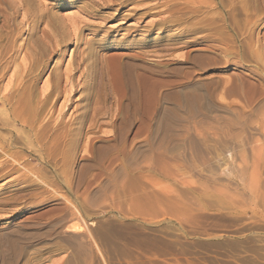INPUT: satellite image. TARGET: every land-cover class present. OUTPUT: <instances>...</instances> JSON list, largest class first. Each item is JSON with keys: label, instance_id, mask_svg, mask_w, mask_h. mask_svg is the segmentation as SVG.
Here are the masks:
<instances>
[{"label": "rangeland", "instance_id": "374dc122", "mask_svg": "<svg viewBox=\"0 0 264 264\" xmlns=\"http://www.w3.org/2000/svg\"><path fill=\"white\" fill-rule=\"evenodd\" d=\"M194 1L0 0L1 60L61 95L32 131L0 118V264H264V0ZM119 56L159 85L143 114Z\"/></svg>", "mask_w": 264, "mask_h": 264}, {"label": "bare ground", "instance_id": "6f19581e", "mask_svg": "<svg viewBox=\"0 0 264 264\" xmlns=\"http://www.w3.org/2000/svg\"><path fill=\"white\" fill-rule=\"evenodd\" d=\"M34 1V0H33ZM115 1V0H114ZM117 1H120V4L121 3H123L124 1H126V0H117ZM214 1V0H213ZM231 4H233L234 3V1H242V0H228ZM25 2V1H24ZM31 1H29V3H30ZM111 2V1H110ZM113 2V1H112ZM194 2H196V3H198L199 5H201V4H203L204 6L205 5H210L208 2V0H196V1H194ZM210 2H211V0H210ZM219 3H218V6H220V7H223L224 6V3H226V0H219L218 1ZM251 2H254L255 3V1H251ZM33 3V2H32ZM69 3V2H68ZM104 3L106 4L107 3V1H104ZM115 3V2H114ZM119 3V2H118ZM117 3V4H118ZM243 3V2H242ZM25 4V3H24ZM27 4V3H26ZM25 4V5H26ZM60 4V3H59ZM111 4V3H110ZM193 4H195V3H193ZM32 5V4H31ZM30 5V6H31ZM87 5H88V3H87ZM179 5V4H178ZM190 5V4H189ZM252 5V4H251ZM254 5V4H253ZM256 5V4H255ZM37 6V5H36ZM106 6H108V5H106ZM182 6V5H181ZM213 6V5H212ZM240 6V5H239ZM191 6H188V8H190ZM252 7V6H251ZM254 8L252 9V11H248V10H250L249 9V7H242V9H240L239 11L238 10H236L235 8H231V14H228L227 16H228V19H230V20H234L235 19V17L236 16H243V17H245V19H246V17H248V16H250L251 14L249 13V12H254V13H257L258 12V10L259 9H257V7L256 6H253ZM83 8V7H82ZM105 8V7H104ZM185 8H186V6H185ZM193 8V7H192ZM210 8V7H209ZM191 9V8H190ZM225 9V8H224ZM172 10V9H171ZM187 10H189V9H187ZM191 10H193V9H191ZM195 8H194V14L195 13H199L198 11H200L199 9H198V11H196L195 12ZM45 11V10H44ZM89 11V10H88ZM201 11H203V10H201ZM200 11V13H203V12H201ZM42 13V12H41ZM46 13V12H45ZM50 13H51V11H50ZM49 13V14H50ZM190 13V12H189ZM191 13H193V12H191ZM199 13V14H200ZM92 14H94V13H92ZM194 14H192V15H194ZM45 15V14H44ZM52 15V14H51ZM54 15H56L55 13H54ZM126 15V14H125ZM128 15V14H127ZM143 15H144V13H143ZM191 15V14H190ZM191 15V16H192ZM211 15V14H210ZM209 15V16H210ZM213 15V14H212ZM215 15V14H214ZM41 16V15H40ZM49 16V15H48ZM93 16V15H92ZM174 16V15H173ZM185 16H186V13H185ZM198 16V15H197ZM219 16V15H218ZM217 16V17H218ZM122 17H123V15H122ZM189 17V16H188ZM212 17V16H211ZM35 18V17H34ZM38 18V17H37ZM46 18V17H45ZM47 18H50V16L49 17H47ZM46 18V19H47ZM59 18V17H58ZM203 18V17H202ZM213 18V17H212ZM218 18H220V17H218ZM221 18H222V16H221ZM41 19H42V17H41ZM44 19V18H43ZM42 19V20H43ZM61 19V18H60ZM66 19V18H65ZM127 19V18H126ZM189 19V18H188ZM205 19V18H204ZM209 19V18H208ZM241 19H242V17H241ZM240 19V20H241ZM248 19V18H247ZM78 20V19H77ZM81 20V19H80ZM201 20V19H200ZM207 20V19H206ZM209 20H211V19H209ZM209 20H207V22H208V26H210L211 25V22L212 21H214V20H212V21H210V23H209ZM217 20V19H216ZM219 20H222V19H219ZM236 20V19H235ZM234 20V21H235ZM243 20H244V18H243ZM67 21L68 20H66V23H67ZM204 21V20H203ZM164 22V21H163ZM206 22V23H207ZM214 22H216V21H214ZM213 22V23H214ZM221 22V21H220ZM35 23V22H34ZM48 23V22H47ZM77 23V22H76ZM165 23H169L168 22V20L167 21H165ZM170 23H172V22H170ZM212 23V24H213ZM236 23V22H235ZM248 23V22H247ZM86 24V23H85ZM200 24H203V23H201L200 22ZM216 24V23H215ZM224 24V23H223ZM242 24V23H241ZM68 25V24H67ZM164 25V24H163ZM204 25V24H203ZM35 26V25H34ZM48 26V25H47ZM197 26V25H196ZM202 26V25H201ZM205 26V25H204ZM207 26V25H206ZM62 27V26H61ZM70 27H72V26H70ZM80 27H81V24H80ZM212 27H213V25H212ZM32 28H33V26H32ZM77 28H79L78 26H77ZM83 28V27H82ZM81 28V29H82ZM227 28V27H226ZM76 28L74 27V29H73V31L75 30ZM35 30V29H34ZM51 30H53V29H51ZM65 30V29H64ZM195 30V29H194ZM219 30V29H218ZM58 31V30H57ZM196 31V30H195ZM194 31V32H195ZM213 31V30H212ZM54 32V31H53ZM76 32V31H75ZM82 32V31H81ZM218 32V31H217ZM225 32V31H224ZM6 33V32H5ZM32 33V32H31ZM47 33V32H46ZM67 33V32H66ZM65 33V34H66ZM219 33V32H218ZM226 33V32H225ZM51 34H52V32H51ZM73 34V33H72ZM182 34V33H181ZM180 34V35H181ZM205 34V33H204ZM220 34H223V31L222 30H220ZM40 35V34H39ZM53 35V34H52ZM56 35H57V33H56ZM61 35V34H60ZM69 35V34H68ZM179 35V36H180ZM225 35V34H224ZM219 36H221V37H224V36H222V35H219ZM66 37V36H65ZM81 37V36H80ZM176 37H178V36H176ZM175 37V38H176ZM4 38H5V35H4ZM8 38V37H7ZM45 38V37H44ZM47 38V37H46ZM49 38V37H48ZM51 38V37H50ZM173 38V37H172ZM219 38V37H218ZM251 38V37H250ZM80 39V38H79ZM62 40H64V39H62ZM6 41V40H5ZM37 41V40H36ZM50 41H52V40H50ZM219 41H220V39H219ZM252 41V40H251ZM53 42V41H52ZM8 43V42H7ZM35 43V42H34ZM45 43V42H44ZM60 43V42H59ZM185 43V42H184ZM174 43H172V45H173ZM224 44V43H223ZM51 45V44H50ZM12 46H13V44H12ZM9 47V45H7V47H5L6 49L9 47V49L11 48H13V47ZM45 46V45H44ZM54 46V45H53ZM241 46V45H240ZM240 46H237L236 48L237 49H239L240 51H241V49H240ZM17 47V46H16ZM46 47V46H45ZM90 47V46H89ZM250 47V46H249ZM4 48V49H5ZM40 48V47H39ZM42 48H43V43H42ZM87 48H88V46H87ZM227 48V47H226ZM5 49V50H6ZM10 49V50H11ZM51 49V48H50ZM87 51H88V49H86ZM92 50V49H91ZM224 50V49H223ZM254 50V49H253ZM15 51V50H14ZM47 51V50H46ZM243 52H244V50H242ZM7 52V51H6ZM8 52L10 53V51L8 50ZM42 52V51H41ZM230 52V51H229ZM35 53H37V52H35ZM88 53V52H87ZM7 54V53H6ZM6 54L5 55H3L4 57L6 56ZM38 54V53H37ZM40 54V53H39ZM14 55H15V53H14ZM89 55V54H88ZM9 56V55H8ZM40 56V55H39ZM85 56V55H84ZM91 56V55H90ZM92 56H93V54H92ZM35 57V56H34ZM81 57V56H80ZM124 57V56H123ZM7 58V57H6ZM5 58V59H6ZM12 58H13V56H12ZM38 58V57H37ZM4 59V58H3ZM4 59V60H5ZM21 59V58H20ZM81 59V58H80ZM87 59V58H86ZM0 60H1V58H0ZM15 60V59H14ZM17 60V59H16ZM15 60V61H16ZM23 60V59H22ZM38 60V59H37ZM88 60V59H87ZM2 62H3V60H1ZM0 61V62H1ZM8 60H6V61H4L1 65H0V81H4L6 78H7V81H6V83H5V85H3L2 87H0V118H3V120H7L8 122H14V123H16V125H18L19 127H21V129L22 130H28V131H32L33 130V126H35L34 124H35V122L37 121V120H40V119H38L40 116H43L45 113H48L50 110H53V108H54V102H55V100L57 99V97L59 96V98H60V93L58 94V96H56V94H54V90L56 91V89H57V87H55L54 88V90H53V88L51 89L50 88V90H49V86L47 85L46 87H48V90H46V89H44V90H46V92L44 93V95H43V97L42 98H38V100H35V98H34V100H33V97H34V92L32 91V88H33V86H31V84H32V82H31V80H30V84H26V78L29 76L27 73H25L24 72V69L19 65V64H14V62H12V64L11 63H9V62H7ZM116 61H117V67H116V69H115V73H116V75H117V79H118V82H119V84H120V91H121V96H119L118 98H117V101L119 102V103H122V101H125L126 103L124 104V106H123V104L121 105L122 107L120 108V106H119V108H120V112H121V114H125V116L124 117H126V118H128L129 116H130V114H132L133 116L135 115H138V113H142L140 110H139V107H141V105L142 106H144L145 107V105L147 104V102H148V104H149V102H151V104H152V107L154 108L155 107V104L156 103H158L157 101H158V96H157V88H158V83L157 82H152L153 83V85L150 87H148V85L147 84H149L150 83V79L147 77V76H145L144 74H137V75H134V70H133V66L132 65H130V64H128V63H124L123 61H121V57L119 56V57H117L116 58ZM123 62V63H122ZM17 63H18V61H17ZM33 63V62H32ZM35 63H38V61L37 62H35ZM79 63V62H78ZM92 63H94V62H92ZM91 63V64H92ZM39 64V63H38ZM74 64H75V62H74ZM35 65H37V64H35ZM76 65V64H75ZM94 65V64H93ZM34 66V65H33ZM32 66V67H33ZM39 66V65H38ZM37 66V67H38ZM91 66V65H90ZM73 67H75V66H73ZM77 67V66H76ZM81 67V66H80ZM91 67H93V66H91ZM91 67H90V69H91ZM35 68V67H34ZM95 68V67H94ZM74 70H77V69H74ZM37 71V70H36ZM39 71V70H38ZM90 71H93V69L92 70H90ZM31 72V71H30ZM69 72H71V70L69 71ZM68 72V73H69ZM74 72V71H73ZM94 72V71H93ZM62 73V72H61ZM31 74V73H30ZM41 74V73H40ZM39 74V75H40ZM70 75V74H69ZM96 75L97 74H95L94 76H95V78H96ZM41 76V75H40ZM39 76V77H40ZM56 76V75H55ZM54 76V77H55ZM57 76H58V74H57ZM59 76H60V74H59ZM102 76V75H101ZM62 77V76H61ZM93 77V76H92ZM36 78V77H35ZM95 78H93L94 79V81L95 82H93V83H96V80H95ZM38 79V78H37ZM66 79V78H65ZM71 78H69V80H70ZM92 79V78H91ZM91 79L89 80V81H91ZM61 80V79H60ZM59 80V81H60ZM63 80V79H62ZM33 81H35V80H33ZM54 81H56V83H57V80H55L54 79ZM59 81H58V83L57 84H59ZM157 81V80H156ZM28 82V81H27ZM66 82V81H65ZM68 82V81H67ZM66 82V83H67ZM92 82V81H91ZM55 83V84H56ZM70 83V82H69ZM68 83V84H69ZM88 83V82H87ZM160 83V82H159ZM0 84H2V83H0ZM54 84V85H55ZM97 84V83H96ZM99 84H101V83H99ZM118 84V83H117ZM161 84V83H160ZM33 85H35V84H33ZM62 85V84H61ZM65 85V84H64ZM79 85V84H78ZM83 85V84H82ZM87 85V84H86ZM92 84H90V86H91ZM95 85V84H94ZM109 85V84H108ZM97 86V85H96ZM95 86V87H96ZM94 87V86H93ZM94 87V88H95ZM107 87V86H106ZM38 88V87H37ZM85 88H87V86H85ZM105 89V88H104ZM33 90H34V88H33ZM57 90H59V92H60V89H59V87H58V89ZM84 90V89H83ZM89 90H90V88H89ZM92 90V89H91ZM94 90V89H93ZM106 90V89H105ZM69 91V90H68ZM72 91V90H71ZM85 91H86V89H85ZM102 91V90H101ZM105 92V91H104ZM42 93V94H43ZM55 93H57V92H55ZM62 94H63V92H61ZM65 93V92H64ZM82 93V92H81ZM80 93V94H81ZM83 93H84V91H83ZM85 93H87V91L85 92ZM88 94V93H87ZM91 94V93H90ZM102 94V93H101ZM65 95V94H64ZM83 95V94H82ZM81 95V96H82ZM86 95V94H85ZM87 96V95H86ZM102 96H105V95H102ZM39 97H41V96H39ZM85 97V96H84ZM65 98V97H64ZM105 98H107V97H105ZM109 98V97H108ZM82 99H83V97H82ZM101 100V99H100ZM110 100V99H109ZM104 101V100H103ZM112 102V101H111ZM117 102V103H118ZM96 103H97V101H96ZM124 103V102H123ZM105 104H106V101H105ZM110 104V103H109ZM119 105V104H118ZM149 106V105H148ZM150 107V106H149ZM56 108V107H55ZM96 108V107H95ZM61 109V108H60ZM97 109V108H96ZM99 109H101V108H99ZM142 109H144V108H142ZM147 109V108H146ZM152 109V108H151ZM59 110V109H58ZM58 110H57V112H58ZM62 111H64V108H62L61 109ZM56 111V110H55ZM62 111L60 112V113H62ZM93 111V110H92ZM96 111V110H95ZM100 111V110H99ZM60 113H58L59 115H60ZM95 113H97V112H95ZM103 113V112H102ZM109 113V112H108ZM130 113V114H129ZM148 113V112H147ZM98 114V113H97ZM107 114V113H106ZM110 114H112V113H110ZM129 114V115H128ZM143 114V113H142ZM46 115V114H45ZM77 115V114H76ZM88 115V114H87ZM87 115L84 113V114H82L81 113V115H78V116H75V118H74V120H78L79 122H81V121H85L86 120V117H87ZM91 115H94V111H93V113L91 114ZM112 115H115V113L114 114H112ZM106 116V115H105ZM147 116V115H146ZM150 116V115H149ZM44 117V116H43ZM45 117H47V115L45 116ZM52 117V116H51ZM72 117V116H71ZM93 117V116H92ZM95 117V116H94ZM94 117L91 119V120H93L94 119ZM98 117H99V115H98ZM114 117V116H113ZM139 117H141V116H139ZM49 118V117H48ZM59 118V117H58ZM91 118V117H90ZM97 118V117H96ZM50 119V118H49ZM42 120V119H41ZM51 120V119H50ZM52 120H53V118H52ZM71 120H72V118H71ZM70 120V121H71ZM96 120V119H95ZM6 121V122H7ZM61 121V120H60ZM60 121H59V123H60ZM2 121L0 120V123H1ZM10 122V123H11ZM39 122V121H38ZM41 122V121H40ZM43 122V121H42ZM48 120L46 121V123H45V126L44 127H46V128H42L43 130L42 131H38L40 134H44V133H47V132H45L46 130L45 129H47V125H49L50 126V123L48 124ZM62 122H64V121H61V123ZM86 122V121H85ZM9 123V124H10ZM14 123L12 124V125H14ZM39 124V123H38ZM40 124H42V123H40ZM53 124V123H52ZM64 124V123H63ZM5 125V124H4ZM37 125V124H36ZM55 125V124H54ZM69 125V124H68ZM48 126V127H49ZM66 126V125H65ZM13 127V126H12ZM37 127V126H36ZM59 127H61V125L60 126H58V128ZM14 128H15V126H14ZM37 128H39V127H37ZM53 128V127H52ZM54 128H57V127H54ZM58 128H57V130H58ZM67 127H65L64 129H66ZM13 129V128H12ZM16 129V128H15ZM62 129V131H64L63 130V127L61 128ZM61 129L59 128V130L58 131H60L61 132ZM35 130V129H34ZM45 130V131H44ZM50 130H51V127H50ZM56 130V131H57ZM16 131H18L17 129H16ZM36 131V130H35ZM54 131V130H53ZM53 132V133H57V132ZM66 131V130H65ZM24 133V132H23ZM28 133V132H27ZM37 133V132H36ZM38 133V134H39ZM59 133V132H58ZM63 133V132H62ZM60 133L59 135L61 136L62 135V137H63V134H65V133ZM77 133H78V131H77ZM50 134H51V131H50ZM67 134V133H66ZM13 135V134H12ZM25 135V134H24ZM32 135V134H31ZM47 135H49V133L47 134ZM69 135V134H68ZM35 136H37V134L35 135ZM40 136H43L44 138H45V136L44 135H40ZM40 136L39 137H37V138H39V140H40ZM53 136V135H52ZM66 136V135H65ZM26 137V136H25ZM42 137V138H43ZM27 138V137H26ZM31 139L32 137H28L27 139ZM49 138V137H48ZM64 138H66V137H64ZM26 139V140H27ZM46 139H47V137H46ZM45 139V140H46ZM50 139V138H49ZM68 139H69V136H68ZM41 140H43V139H41ZM44 140V143H46V141ZM30 140H28V142H29ZM0 142H1V140H0ZM32 142H34V140L32 141ZM47 142L49 143V141L47 140ZM53 142H54V140H53ZM63 142V141H62ZM68 142V141H67ZM21 143V142H20ZM59 143V142H58ZM66 143V142H65ZM11 144V143H10ZM36 144V143H35ZM53 144V145H52ZM51 145V147H50V143L47 145V143H46V147H45V145L43 144V150H44V152L45 153H48L49 155H52L53 153H55L56 152V150L58 149V146H56V144H54V143H52ZM60 144V143H59ZM34 145V144H33ZM42 145V144H41ZM60 145H62V143L60 144ZM59 145V146H60ZM63 145H65V144H63ZM62 145V146H63ZM78 141H77V139L75 140H73V143H72V145L70 146V147H72V149H71V151H70V149H69V154H70V152H73V151H75L76 152V149L78 148ZM4 146V145H3ZM11 146V145H10ZM37 145H35V147H36ZM61 147V146H60ZM4 148V147H3ZM2 148V149H3ZM8 149V148H7ZM9 149H10V147H9ZM8 149V150H9ZM39 149H40V146H39ZM42 149V148H41ZM60 149V148H59ZM5 150H6V148H5ZM1 151H3V152H5L4 150H1ZM40 151V150H39ZM62 151H63V149H62ZM66 151V150H65ZM7 152H9V151H7ZM6 152V153H7ZM58 152V151H57ZM61 152V151H60ZM6 153H5V155H6ZM11 153V152H10ZM13 153V152H12ZM42 153V152H41ZM66 153H68V151L66 152ZM66 153H65V155H66ZM74 153V152H73ZM8 154V153H7ZM47 154V156L49 157V155ZM64 154V153H63ZM63 154H62V156H63ZM69 154H68V157L67 158H69ZM42 155V154H41ZM10 156V155H9ZM13 156V155H12ZM43 156V155H42ZM54 156V155H53ZM58 156V155H57ZM6 157V156H5ZM11 157V156H10ZM46 157V156H45ZM60 157V156H59ZM65 157V156H64ZM71 157V156H70ZM57 158V157H56ZM63 158V157H62ZM61 159V158H60ZM10 160H11V158H10ZM18 160V159H17ZM41 160V159H40ZM45 160V159H44ZM56 160V159H55ZM64 160H65V158H64ZM67 160V159H66ZM13 161V160H12ZM15 161V160H14ZM13 161V162H14ZM58 161V160H57ZM62 161H63V159H62ZM61 161V162H62ZM32 162V161H31ZM59 162V161H58ZM67 162V161H66ZM26 163V162H25ZM29 163V162H28ZM54 163H55V161H54ZM6 164V163H5ZM27 164V163H26ZM58 164V163H57ZM4 166V165H3ZM26 166V165H25ZM66 166V165H65ZM56 167V166H55ZM47 179V178H46Z\"/></svg>", "mask_w": 264, "mask_h": 264}]
</instances>
